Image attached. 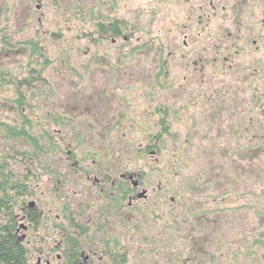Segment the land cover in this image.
<instances>
[{
    "label": "rangeland",
    "instance_id": "374dc122",
    "mask_svg": "<svg viewBox=\"0 0 264 264\" xmlns=\"http://www.w3.org/2000/svg\"><path fill=\"white\" fill-rule=\"evenodd\" d=\"M98 165L162 194L121 231L86 202ZM0 167L26 189L16 205L42 211L28 264L54 223L93 233L83 208L134 237L129 264H264V0H0Z\"/></svg>",
    "mask_w": 264,
    "mask_h": 264
},
{
    "label": "flooded vegetation",
    "instance_id": "af4514ba",
    "mask_svg": "<svg viewBox=\"0 0 264 264\" xmlns=\"http://www.w3.org/2000/svg\"><path fill=\"white\" fill-rule=\"evenodd\" d=\"M156 49L158 48L156 47ZM199 60H201L202 63L197 64L196 62H192L193 65H198L197 67L194 66L197 71H201L208 62L205 58H199ZM211 61L213 62L216 60L212 59ZM163 65H166L164 61ZM199 85L198 82L195 83V86ZM181 87L186 89L183 85H181ZM190 93L191 95L187 96L190 98L194 97V92ZM167 124L168 123L164 121L163 117L157 119L155 125L161 126L162 129H158L154 135L150 136L154 141L149 139L146 140L147 143L145 144L144 149H142L143 153L146 152L149 155L155 153L156 147L159 145L163 133H166L165 130L168 128ZM103 125L102 128L110 129L112 124L108 122L103 123ZM66 154L65 159L68 160L69 151H67ZM80 170H87V168H81ZM85 173V175L81 177L87 181V191L85 194L89 196V199H86V202L91 205L98 204L99 209L103 206L101 215L107 208L108 210L114 211V214L116 215L109 214L107 217L115 219L118 222L117 227L121 231L123 229L121 225H128V222L124 219L125 212L129 211L130 216H133L131 212H133V214L135 213V207L138 200L146 201L153 193L162 194V188L164 187L160 186V183H158L156 188L148 187V184L144 183L142 173H138L137 171L115 172L114 170H109L108 172H105L98 165L96 171ZM23 205H20L21 207H18L19 211L15 212L17 226L15 235L21 229V236L17 237L16 235L17 241L20 242L25 240L27 244H30L36 240L34 239L35 234L38 236V233L34 234L35 230H37L35 222L40 220L39 218L42 215V211L34 201H30L27 205L23 202ZM197 208L199 207L196 206L195 209L197 210ZM121 209L123 212L121 211L119 213L118 211ZM97 210L92 211L97 212ZM78 213L81 215L80 217L84 219L83 225H91L94 230L93 233L85 234V236L79 234V229L81 228L79 224H71L66 219L65 220L68 222V228L54 223V233L55 235L60 236L57 240L53 241L54 244L46 242L44 245H33V247H31L33 252L29 256L32 254L34 255L36 260L35 264H129L130 261H128V256L131 253V251H129L131 246H121V243H127L134 237L132 235H123L122 233L117 235H107L104 229L106 224L100 219V210L96 215L88 212L84 208ZM31 216L37 217L34 223L30 219ZM18 221H20V226L18 225ZM18 227L19 229H17ZM44 240L45 239L41 238L42 242H45ZM189 240L193 244H196L199 250L200 245L197 244L202 241V237L190 236ZM134 241L135 240L130 242L134 243Z\"/></svg>",
    "mask_w": 264,
    "mask_h": 264
},
{
    "label": "trees",
    "instance_id": "16d2710c",
    "mask_svg": "<svg viewBox=\"0 0 264 264\" xmlns=\"http://www.w3.org/2000/svg\"><path fill=\"white\" fill-rule=\"evenodd\" d=\"M111 31H113V33H117L116 30ZM23 88L24 85H21V82L18 81V83L15 85L16 92H20ZM17 95L18 98L16 100H13L12 102L16 103L18 106H21L20 103L24 96H22L21 94ZM14 135L20 136L25 140H30V137L25 131H18ZM3 172L4 168L0 167V264H28L27 250L20 242L17 241V237L15 235V230L17 227L15 212L18 207H21L20 205H23V201L18 206L16 205V194L22 195L20 191L26 189L24 185H22L18 180L17 174L13 175L12 178H10L9 176H6L8 174H4ZM15 205L17 206L16 209ZM30 219L34 223L37 217L31 216ZM38 222L39 221L35 222L36 225L38 224Z\"/></svg>",
    "mask_w": 264,
    "mask_h": 264
}]
</instances>
